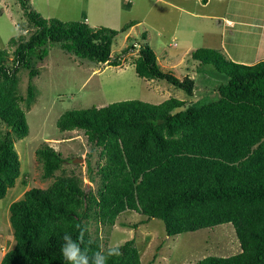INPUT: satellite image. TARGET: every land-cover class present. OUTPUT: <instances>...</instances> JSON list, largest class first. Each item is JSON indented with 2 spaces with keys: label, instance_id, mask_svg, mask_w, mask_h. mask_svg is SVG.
Here are the masks:
<instances>
[{
  "label": "trees",
  "instance_id": "obj_1",
  "mask_svg": "<svg viewBox=\"0 0 264 264\" xmlns=\"http://www.w3.org/2000/svg\"><path fill=\"white\" fill-rule=\"evenodd\" d=\"M17 1L34 30L28 38L10 40L15 46L12 57L0 49V125L7 127H0V199L21 175L15 143L30 131L22 103L30 107L36 99L33 79L39 70L34 58L43 60L51 43L80 58L119 66L123 55L136 48L131 43L113 54L119 33H128L133 23L119 32L46 19L29 0ZM143 36L146 41H137V74L166 80L193 97L195 79L163 69ZM192 57L227 76L215 99L171 97L158 104L131 99L61 115V131L82 130L92 149L101 148L99 186L94 190L75 174H56L65 171L69 157L48 143L41 145L36 154L43 176L55 179L46 188L28 189L11 204L16 243L1 264H71L61 251L65 235L86 250L93 264L94 253L107 255L109 248L104 250L92 235L90 221L113 226L127 211L144 215L143 221L162 219L170 236L231 223L241 251L211 255L196 264H264V59L240 63L206 47L193 51ZM22 67L29 69L26 96L19 87ZM114 247L120 255L109 256L106 264H142L134 238Z\"/></svg>",
  "mask_w": 264,
  "mask_h": 264
},
{
  "label": "rangeland",
  "instance_id": "obj_2",
  "mask_svg": "<svg viewBox=\"0 0 264 264\" xmlns=\"http://www.w3.org/2000/svg\"><path fill=\"white\" fill-rule=\"evenodd\" d=\"M31 8L46 19L64 22L81 21L92 27H108L119 32L134 24L128 33L120 32L113 54L134 43L123 55L119 66L97 63L48 43L43 60L34 58L39 74L34 77L36 99L28 107L29 134L15 143L21 160V175L14 187L0 199V264L3 255L15 246L11 225V204L23 198L32 187H48L55 177L44 178V168L36 151L48 143L69 160L64 172L82 179L84 187L96 190L97 171L104 163L101 148L92 149L82 130L61 131L58 119L69 110L107 106L111 103L137 99L161 103L171 97L207 102L216 98L218 86L227 83V76L213 65H202L192 52L202 48L221 51L228 59L254 64L264 59V0H29ZM227 19L234 23L228 24ZM34 27L28 23L17 0H0V49L12 53L14 37L28 38ZM167 71L179 78L187 75L196 81L193 97L163 79L140 77L135 69L141 41H146ZM20 93L27 95L29 69L18 73ZM6 129L7 127L1 126ZM94 179H92V177ZM136 211L123 213L113 226L91 220L90 232L99 238L104 250L135 239L142 264H196L217 255L228 257L241 251L235 228L231 223L170 236L160 218L143 221ZM139 224L137 227H132Z\"/></svg>",
  "mask_w": 264,
  "mask_h": 264
},
{
  "label": "clouds",
  "instance_id": "obj_3",
  "mask_svg": "<svg viewBox=\"0 0 264 264\" xmlns=\"http://www.w3.org/2000/svg\"><path fill=\"white\" fill-rule=\"evenodd\" d=\"M79 239L82 242V236ZM64 241L65 243L62 245L61 251L71 264H89V257L86 250L82 252L79 244L72 241L69 235L64 236ZM113 255H120L118 247L109 248L107 255L102 252H96L92 257L93 264H106L107 258Z\"/></svg>",
  "mask_w": 264,
  "mask_h": 264
},
{
  "label": "crops",
  "instance_id": "obj_4",
  "mask_svg": "<svg viewBox=\"0 0 264 264\" xmlns=\"http://www.w3.org/2000/svg\"><path fill=\"white\" fill-rule=\"evenodd\" d=\"M207 2H208V0H207ZM227 21H228V24H232V23H234V21L233 20H230V19H227Z\"/></svg>",
  "mask_w": 264,
  "mask_h": 264
}]
</instances>
